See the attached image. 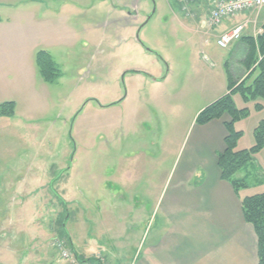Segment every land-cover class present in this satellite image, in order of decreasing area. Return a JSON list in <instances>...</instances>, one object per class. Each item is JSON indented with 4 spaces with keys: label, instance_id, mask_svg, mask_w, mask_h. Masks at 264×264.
I'll return each instance as SVG.
<instances>
[{
    "label": "rangeland",
    "instance_id": "rangeland-1",
    "mask_svg": "<svg viewBox=\"0 0 264 264\" xmlns=\"http://www.w3.org/2000/svg\"><path fill=\"white\" fill-rule=\"evenodd\" d=\"M8 3L0 0V104L13 102L14 114L0 116V264H38L42 251L56 264L52 239L77 228L79 242L66 243L81 260L107 249L130 263L161 226L150 211L180 178L195 111L234 80L240 50L202 43L208 7L198 0L186 9L179 0ZM39 51L58 69L52 83L38 74ZM233 99L248 110L234 124L235 150H246L264 102ZM235 177L245 181L239 197L263 193L264 148ZM37 179L41 191L27 196Z\"/></svg>",
    "mask_w": 264,
    "mask_h": 264
},
{
    "label": "crops",
    "instance_id": "crops-1",
    "mask_svg": "<svg viewBox=\"0 0 264 264\" xmlns=\"http://www.w3.org/2000/svg\"><path fill=\"white\" fill-rule=\"evenodd\" d=\"M6 1H9L8 5L36 7V5L43 4V0ZM24 16V14H21L19 17L23 18ZM186 21L187 24L182 23L185 26L190 23L189 20ZM9 23L4 28L8 30L9 36L20 37V30L17 28L16 32H11L9 29L15 26ZM236 24L237 21L236 23L226 22L221 30L217 29V34L231 29ZM235 47L241 53L238 61L240 66L233 67L231 71L234 74V81H239L246 75L243 67L246 46L244 42L239 41L230 45L229 49ZM1 52L3 51L0 50ZM222 91L223 93L210 103L227 93L226 86L222 88ZM207 105L195 111L193 121L189 125L192 130L190 136L192 138L180 169L179 180L174 188L170 189L167 195L165 194L162 200L163 204H156L150 211L152 214H160L161 217V226L152 242L146 246L143 253L140 251L138 256L134 257L130 263L122 260L114 250L98 249L93 255L102 253L101 255L110 259L109 253L116 254L117 256L113 257L116 258L118 264L257 263L256 238L251 226L246 224L242 218L240 209V199L242 198L239 195L236 196L228 183L220 180L217 167L218 155L224 150L223 139L226 136L224 123L229 119L224 116L222 119L212 121L204 126L194 124L198 112ZM196 177L200 179L198 182L193 183ZM36 182L34 192L28 193L27 196L33 193L35 195L41 191V179H37ZM137 210L139 209L135 207L131 212L134 213ZM74 230V233L69 235V239H67L73 242V238H76V242H79L77 234H80V228ZM3 238L0 237V241ZM57 238L67 241L65 237L56 236L52 239L50 247L56 254V264H65L60 261L53 246V241ZM40 254L38 264H52V261H48V252L42 251ZM31 263L32 261L29 264ZM109 263L111 264V262ZM23 264L27 263L23 261Z\"/></svg>",
    "mask_w": 264,
    "mask_h": 264
},
{
    "label": "trees",
    "instance_id": "trees-1",
    "mask_svg": "<svg viewBox=\"0 0 264 264\" xmlns=\"http://www.w3.org/2000/svg\"><path fill=\"white\" fill-rule=\"evenodd\" d=\"M246 46L243 67L246 75L242 80L234 81L227 78V93L204 107L195 117L197 126H204L212 121L220 120L224 116L228 121L224 123L226 136L223 139L224 150L218 155L217 167L220 180L228 183L236 196L245 187L244 179H237L235 175L242 171L252 161L253 157L264 148V119L253 130L254 145L246 150H235L241 132L234 129V124L248 113L246 108L238 109L233 96L240 95L244 103L261 100L264 102V33L256 39L244 36L240 40ZM35 64L40 78L46 83H52L59 76L51 56L45 51L35 55ZM256 110L262 109V104L254 105ZM13 102L0 104V116L12 117ZM242 218L251 226L256 238L257 263L264 264V192L240 199Z\"/></svg>",
    "mask_w": 264,
    "mask_h": 264
},
{
    "label": "built area",
    "instance_id": "built-area-1",
    "mask_svg": "<svg viewBox=\"0 0 264 264\" xmlns=\"http://www.w3.org/2000/svg\"><path fill=\"white\" fill-rule=\"evenodd\" d=\"M192 0H179L186 9ZM208 7L205 19L200 23V28L213 32L230 18L245 14L255 13L253 19L245 20L236 24L229 30L220 34H207V39L203 44H208L213 39L214 45L219 49H227L235 42H239L244 36H251L253 39L264 33V27H258V14L264 10V0H198ZM207 32V33H208ZM209 35V36H208ZM211 38V39H210ZM53 246L57 251L60 261L65 264H109L101 255H96L86 260H81L75 252L67 246L66 240L57 238L53 241Z\"/></svg>",
    "mask_w": 264,
    "mask_h": 264
}]
</instances>
